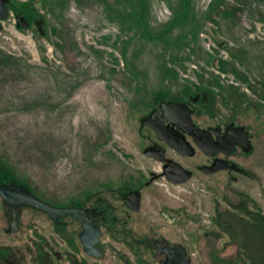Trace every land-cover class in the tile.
<instances>
[{
    "label": "rangeland",
    "instance_id": "obj_1",
    "mask_svg": "<svg viewBox=\"0 0 264 264\" xmlns=\"http://www.w3.org/2000/svg\"><path fill=\"white\" fill-rule=\"evenodd\" d=\"M8 9L0 167L56 196L137 174L139 111L162 94L206 85L220 96L228 85L251 109L264 105L237 77L264 76V0H10ZM230 117L258 137L256 121Z\"/></svg>",
    "mask_w": 264,
    "mask_h": 264
},
{
    "label": "flooded vegetation",
    "instance_id": "obj_2",
    "mask_svg": "<svg viewBox=\"0 0 264 264\" xmlns=\"http://www.w3.org/2000/svg\"><path fill=\"white\" fill-rule=\"evenodd\" d=\"M210 90L145 104L138 173L85 194L56 196L0 167L10 187L0 190V264H262L264 105L250 106L252 120ZM232 115L256 121L258 137ZM27 194L51 210L24 203Z\"/></svg>",
    "mask_w": 264,
    "mask_h": 264
},
{
    "label": "crops",
    "instance_id": "obj_3",
    "mask_svg": "<svg viewBox=\"0 0 264 264\" xmlns=\"http://www.w3.org/2000/svg\"><path fill=\"white\" fill-rule=\"evenodd\" d=\"M214 62L216 63L215 60H214ZM221 63H224V62L221 61L218 64H221ZM224 65H225V63H224ZM234 68H236V67H234ZM237 77L240 78L243 82L251 85V88H254L256 90L255 92H257L256 93L257 95L261 96L262 98L264 97V76L263 75H258V74H253V73L250 74L249 73L248 75L242 76L240 73H238ZM231 88H232V86L222 85L220 87V89L218 90L221 98L225 101V103H231L230 107H232V108H239L240 106L245 107L246 105H248V108H250L251 105L249 103H247L246 95L244 94L243 96L242 95L234 96V95H232L234 93H232L233 90ZM228 91L230 92V95H228V93H227ZM248 108L246 110L241 109V108H239V109L243 110V112H246L247 110H249Z\"/></svg>",
    "mask_w": 264,
    "mask_h": 264
},
{
    "label": "water",
    "instance_id": "obj_4",
    "mask_svg": "<svg viewBox=\"0 0 264 264\" xmlns=\"http://www.w3.org/2000/svg\"><path fill=\"white\" fill-rule=\"evenodd\" d=\"M10 3V0H0V30L2 29V21L7 19L9 15V9L8 4ZM18 24H23L25 27L28 26V23L24 17H17ZM37 24L39 25L40 29L43 32L44 26L42 21H37ZM42 24V25H41ZM43 26V27H42ZM10 187L6 186H0V190L5 194L9 190ZM24 203L30 204L32 206L43 208L45 210H51V207H48V205L44 204L41 200L36 198L35 196L31 194H27L24 196ZM70 211L77 212L79 214V210L77 209H70Z\"/></svg>",
    "mask_w": 264,
    "mask_h": 264
}]
</instances>
